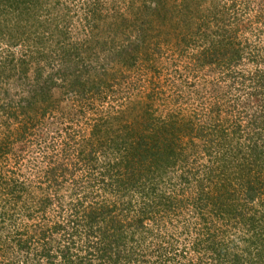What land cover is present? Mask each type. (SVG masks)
<instances>
[{
	"label": "trees",
	"instance_id": "16d2710c",
	"mask_svg": "<svg viewBox=\"0 0 264 264\" xmlns=\"http://www.w3.org/2000/svg\"><path fill=\"white\" fill-rule=\"evenodd\" d=\"M66 3L0 0V264H264V0Z\"/></svg>",
	"mask_w": 264,
	"mask_h": 264
},
{
	"label": "rangeland",
	"instance_id": "374dc122",
	"mask_svg": "<svg viewBox=\"0 0 264 264\" xmlns=\"http://www.w3.org/2000/svg\"><path fill=\"white\" fill-rule=\"evenodd\" d=\"M64 1L67 2L66 4L69 6V8H71V6L73 7V9L75 8V10L71 11L73 19L71 21V26H70L71 31H69V36H72L73 39H76V37H78V34H77L78 26L77 25H78V23L81 24L83 22V15H81L80 11H76V10H79V8L82 6L81 2L83 0H76L74 2H71V0H64ZM122 8H123V6H121V9ZM171 58L170 57L166 58L163 63L165 64V62H167V63L172 62L171 60H173V61L175 60L177 62V60H178L176 57H173L172 59ZM176 67L178 68V65H176V63H175V64H172L170 68L174 69ZM158 69H159V67H158ZM166 74H168L167 67H160V76L162 78H164V76ZM143 86L144 85H141V87H143ZM159 92H160V96H163L162 98H166L167 96H169L172 99V97H171L172 90H170L166 85L160 86ZM169 100L170 99H168V98H167V100L165 99L166 102H169ZM173 103H174V101H173Z\"/></svg>",
	"mask_w": 264,
	"mask_h": 264
}]
</instances>
